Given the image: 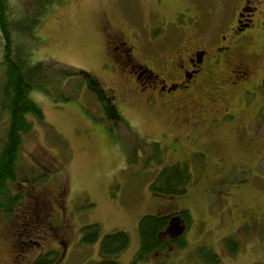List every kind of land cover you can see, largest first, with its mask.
Returning <instances> with one entry per match:
<instances>
[{"label":"rangeland","instance_id":"374dc122","mask_svg":"<svg viewBox=\"0 0 264 264\" xmlns=\"http://www.w3.org/2000/svg\"><path fill=\"white\" fill-rule=\"evenodd\" d=\"M223 3L233 2L8 1L14 46L11 55L27 65L30 75L25 73L33 82L30 96L43 113L38 119L29 116L30 129L20 142L17 188L23 200L10 220L0 222V264H25L43 255L53 259L52 264H95L105 257L100 250L102 236L119 230L127 233L128 240L116 256L118 264H202L203 258L211 254L208 250L224 264H264V105L255 112L259 105L255 100L250 108L240 111L243 106L233 101L235 116L197 143V147H204L203 140L209 137L219 151L231 156V162L246 164L247 173L252 175L247 176L249 181L244 187V170L228 174L232 167L227 163L223 171L206 177L200 150L170 151L168 136L184 131L173 108L149 106L143 95L129 89L132 79L119 69L105 66L111 61L100 29L102 14L116 25L125 24L127 19L137 23L133 34L140 40L138 59L146 62L147 56L191 34L189 29L177 26L154 32L152 26L162 16L172 19L175 9L189 5L206 21L193 38L220 37L225 34L223 30L209 28L207 21L219 18ZM1 33L0 91L5 76ZM124 34L128 38L132 35L129 31ZM261 62L256 77L263 74L264 61ZM88 80L103 89L108 105L89 88ZM213 93L204 91V95ZM110 103L111 112L117 113L119 119L106 114ZM1 111L3 141L7 114ZM235 128H240L237 139L249 142L247 147L255 138V151L243 152L244 144L234 141ZM177 162L184 163L190 174L185 193L160 196L150 190L157 173ZM223 178L226 185L220 187V194L208 192L213 190L209 185ZM168 205H173V213L184 210L179 239L171 249L167 245L161 253L156 248L134 260L139 249V218ZM247 208L254 211L256 227L242 225ZM238 212L242 214L237 216ZM90 224H96L98 231L97 239L88 243L83 238L93 228H81ZM19 230L28 232L19 234Z\"/></svg>","mask_w":264,"mask_h":264},{"label":"flooded vegetation","instance_id":"af4514ba","mask_svg":"<svg viewBox=\"0 0 264 264\" xmlns=\"http://www.w3.org/2000/svg\"><path fill=\"white\" fill-rule=\"evenodd\" d=\"M232 2L222 4L218 19L207 21L209 28L223 30L225 34L220 37L200 34L201 38H193L199 34L201 25L206 21L205 18L195 14L189 5H180L175 9L172 19L162 16V19L155 26L153 25L154 27L152 26L154 32L177 26V28L189 29L191 34L181 42H174L171 46H165L159 52L147 56L146 62L138 59L140 40L133 34L136 22L127 19L123 22L125 24L120 26L114 24L105 14L100 17L105 50L111 61L104 65L109 69H119L122 74L132 79L133 84L131 85L132 82L129 84V89L133 93L143 95L149 106L156 104L164 109L173 108L174 117L179 120L184 131L180 135L175 133L168 136L169 150L172 152L183 148L200 150L204 158L206 177L208 173L223 171L222 168L227 163L232 167L227 171L228 174L238 169L246 171V164L239 161L231 162V156L219 151L216 143L209 137L203 140L206 143L204 147H197V143L202 140L201 137L212 134L213 128L235 116L233 101L238 107L243 106L242 109L239 108L240 111L248 108L255 100L259 102L255 112L264 105V69L263 74L255 76L261 66V59L264 61V0H232ZM210 12L212 11L209 10ZM127 31L132 33L129 38L124 34ZM246 45L250 46L248 50L244 47ZM203 87L206 88L202 89ZM204 91H214V93L211 96L204 95ZM237 130L240 128H235L234 141L244 144L243 152L255 151L258 146L253 145L255 138L253 137L251 146L247 147L249 145L247 140L237 139ZM251 175L246 171V178L243 179L244 187L249 181L247 176ZM224 180L225 178L209 185L213 190L208 189V192L220 194L221 188L226 185ZM223 195L225 192L222 193ZM172 208L174 209L173 205H168L162 210L147 211V214L155 219L165 221V225L158 233L161 244L158 250L161 253L167 245L169 249L172 248L171 246L179 239L180 235L177 234L179 228L184 226L182 220L184 210L173 213ZM242 212H238L237 216ZM253 213L254 211L249 208L245 210L241 219L242 225L257 226ZM147 214H143L138 222ZM173 220L176 223H171ZM21 232L27 233L28 230H19V234ZM39 257L36 256L35 260L25 264H34Z\"/></svg>","mask_w":264,"mask_h":264},{"label":"trees","instance_id":"16d2710c","mask_svg":"<svg viewBox=\"0 0 264 264\" xmlns=\"http://www.w3.org/2000/svg\"><path fill=\"white\" fill-rule=\"evenodd\" d=\"M8 1L0 0V32L4 38L3 44V68L4 79L0 91V109L7 114V124L4 131V140H0V222L10 220L15 210L22 202V194L17 188L19 184L17 179V164L19 160V146L24 135L31 126L29 116L38 119L42 117V109L32 99L30 92L33 90V82L26 75L27 65L20 57L13 59L11 52L14 46L10 39V20L8 19ZM28 75H30L27 72ZM82 74L87 77L83 72ZM87 82L89 88L97 93L99 100L108 102V97L104 95L103 89H99L94 81ZM109 103V102H108ZM108 105V104H106ZM111 103L106 107L108 116L118 117L115 112H111ZM1 111V112H2ZM110 112V113H109ZM190 174L188 169L182 164L176 166L165 167L155 176L154 181L149 185L150 190L160 194L161 196H179L186 191ZM217 187V186H216ZM165 225L164 219H155L151 215H145L140 219L137 228L139 237V249L137 250L134 260L144 258L150 250L160 247L158 233ZM90 233L83 238L90 243L97 239L98 226L90 224L83 226L82 231L92 229ZM128 235L125 231H116L111 234L102 236L100 242V250L103 256L99 262L95 264H118L116 256L119 251L124 248L127 243ZM211 254L203 258L202 264H224L219 257L212 251ZM111 257V258H109ZM53 259L46 256H40L34 264H52ZM94 264V263H93Z\"/></svg>","mask_w":264,"mask_h":264}]
</instances>
